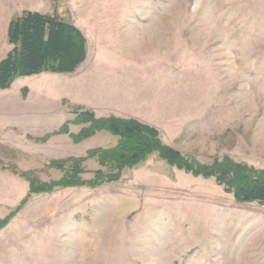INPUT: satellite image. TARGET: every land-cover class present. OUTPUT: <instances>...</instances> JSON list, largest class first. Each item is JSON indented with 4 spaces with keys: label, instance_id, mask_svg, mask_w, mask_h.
Listing matches in <instances>:
<instances>
[{
    "label": "rangeland",
    "instance_id": "1",
    "mask_svg": "<svg viewBox=\"0 0 264 264\" xmlns=\"http://www.w3.org/2000/svg\"><path fill=\"white\" fill-rule=\"evenodd\" d=\"M21 1L0 0V60L12 48L8 21L30 10ZM42 3L41 13L82 27L89 54L74 74L21 76L0 91L3 163L49 181L62 175L49 160L114 145L107 131L32 139L88 105L131 110L198 162L227 155L264 168V0ZM83 166V178L99 167ZM27 194L24 179L0 173V219ZM261 250L264 205L156 154L116 183L32 195L0 229V264H252Z\"/></svg>",
    "mask_w": 264,
    "mask_h": 264
},
{
    "label": "trees",
    "instance_id": "2",
    "mask_svg": "<svg viewBox=\"0 0 264 264\" xmlns=\"http://www.w3.org/2000/svg\"><path fill=\"white\" fill-rule=\"evenodd\" d=\"M7 41L12 48L0 60V90L9 89L12 82L21 76L43 72L72 73L87 57V39L79 27L39 12L24 11L12 17L7 27ZM73 110L76 111L74 119L66 120L43 137L32 139L40 142L54 135L65 134L74 143H79L99 131H107L117 137L115 144L88 149L80 157L49 160L51 167L62 172L58 179L49 181L41 180L37 170H20L15 163L5 164L0 159V170L20 177L28 184L27 196L0 219V229L32 195L50 193L59 188H97L116 183L125 170L136 167L153 154L168 165L193 176L214 178L238 202L264 205V168L236 161L227 155L214 158L210 163H201L163 142L155 127L135 118L113 114L97 116L91 109L77 105ZM72 123L83 126L77 133H72L69 130ZM2 148L0 145V151ZM87 159H95L99 167L90 178H83L86 172L83 163Z\"/></svg>",
    "mask_w": 264,
    "mask_h": 264
},
{
    "label": "crops",
    "instance_id": "3",
    "mask_svg": "<svg viewBox=\"0 0 264 264\" xmlns=\"http://www.w3.org/2000/svg\"><path fill=\"white\" fill-rule=\"evenodd\" d=\"M55 1H57V0H55ZM54 0H50V2L52 3V2H55ZM22 2V4L23 5H26L27 6V8H28V5H29V9L31 10V11H33V12H39V13H41L42 11L41 10H43L42 8H44V6H42V2H43V0H22L21 1ZM80 2V1H79ZM26 3H28V5L26 4ZM82 6H84V5H79V9H85V10H90L89 8V6L88 5H85L84 7H82ZM6 9V8H5ZM25 9V8H24ZM22 9L23 11H21L19 14H22V12H24V11H30V10H28V9ZM19 14H17V15H19ZM43 14V13H42ZM8 24H9V21H8ZM8 24H7V26H6V31H7V27H8ZM75 25L77 26V27H79V29L82 31V33L83 34H85L84 32H83V29H82V27L79 25L78 26V24L77 23H75ZM88 54H89V46H87V56H88ZM87 58V57H86ZM86 60V59H85ZM84 63V62H83ZM82 63V64H83ZM82 64L81 65H79V67L73 72V73H64V74H74V73H76L77 71H78V69L80 70V67L82 66ZM43 73H51V72H43ZM40 74H42V73H40ZM38 75V74H37ZM0 91H4V90H0ZM124 95H126V92L124 93ZM83 107H85V108H88V109H91L92 111H94V113L97 115V116H107V115H110V114H114V115H117V116H121V117H132V118H135V119H137V120H139V121H141V122H143V120L141 119V118H139V117H137L136 115H134V114H132L131 113V110H128L127 108H120V106H118V107H113V106H111L110 108H106V107H97V106H94V107H91V106H88V105H84ZM143 123H146V122H143ZM61 135H65V134H61ZM5 172H7V171H2V170H0V173H5ZM11 175H13V174H11ZM13 176H15V177H17V178H19L18 176H16V175H13ZM26 182V181H25ZM27 183V182H26ZM27 186H28V184H27ZM255 253V252H254ZM257 253H258V255L257 256H253L252 257V260H253V263L252 264H264V250H261V251H257ZM260 253V254H259Z\"/></svg>",
    "mask_w": 264,
    "mask_h": 264
}]
</instances>
